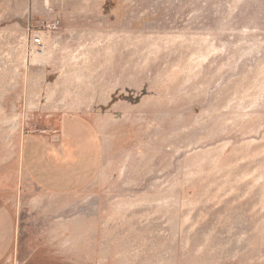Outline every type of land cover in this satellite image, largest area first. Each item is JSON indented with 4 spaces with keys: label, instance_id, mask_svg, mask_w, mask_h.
Here are the masks:
<instances>
[{
    "label": "rangeland",
    "instance_id": "obj_1",
    "mask_svg": "<svg viewBox=\"0 0 264 264\" xmlns=\"http://www.w3.org/2000/svg\"><path fill=\"white\" fill-rule=\"evenodd\" d=\"M55 18L48 106L96 126L92 193H51L22 163L26 134L60 132L17 103L39 57L16 33ZM0 210L16 230L2 264H83L87 227L107 255V218L136 227L116 233L132 264H264V0H0Z\"/></svg>",
    "mask_w": 264,
    "mask_h": 264
},
{
    "label": "crops",
    "instance_id": "obj_2",
    "mask_svg": "<svg viewBox=\"0 0 264 264\" xmlns=\"http://www.w3.org/2000/svg\"><path fill=\"white\" fill-rule=\"evenodd\" d=\"M24 24L26 26L20 28L21 30L16 33L17 35H23L21 38H16L19 41L18 45L21 47V51H24V49L29 51V47H35L34 52H37L35 56L39 58L35 59L37 61L29 62V65L24 66L25 68L21 71L23 78H19L14 84L18 91L17 103L24 104L36 117H41L42 121L47 120L49 127L52 130H58L60 135H55L47 142L31 134H26L21 144L23 167L34 183L41 185L42 188L51 193L77 195L81 194L82 188H85L88 184L91 185L90 192H96L97 188H94L93 185L102 183L104 179L102 175H94L100 167L96 155L99 146L96 138L90 136L89 130L96 129V126L84 118L69 114L68 111L60 113L54 109L50 113V107L48 106L52 102H61V99H53L49 95V88L58 87L63 82V78H60L59 74L47 77L50 70L56 73L62 70L59 66L55 67V65L49 64L48 59L45 57L58 50V48L61 49L67 45V41L63 39V36L68 30L51 33L37 27L36 31H33L35 29L30 24L29 19H26ZM33 36H39L41 39L43 45L40 50L41 53L36 50L38 45L33 43ZM64 71H66V68ZM51 77L55 81L53 85H50ZM73 101V99L65 100V103H73ZM92 102H97V99H92ZM93 143L95 144L93 149L89 147L91 149L89 150L86 145ZM92 153L94 155L93 160L91 159ZM114 213V209H107L102 212L96 209V212H91L89 216L106 215L107 217H113ZM0 215L8 217L6 224H0V264H2L8 259V254L15 243L13 237L16 230L11 219L13 217L12 211L0 210ZM130 225L133 226V224ZM81 228L82 225L79 230ZM87 230L91 232L87 246L90 254L79 256L81 258L76 256V258H73L75 261L83 264H132L133 258H128L124 251L123 255L115 254V247L121 242L119 240L121 231L122 233L137 231L136 227L128 229L125 226H115L113 219L110 223V218H107V224L104 229L102 228L107 234L106 245L101 247L105 249L107 255H97L101 242L98 241V236H94L93 233H98V227H87ZM117 232L119 233L118 236L116 235ZM2 233L5 234L1 235ZM129 246L131 247V245ZM103 253L105 252L103 251Z\"/></svg>",
    "mask_w": 264,
    "mask_h": 264
},
{
    "label": "built area",
    "instance_id": "obj_3",
    "mask_svg": "<svg viewBox=\"0 0 264 264\" xmlns=\"http://www.w3.org/2000/svg\"><path fill=\"white\" fill-rule=\"evenodd\" d=\"M59 25H60V20L55 18L51 21L44 22L42 24V30L43 31H54L59 27ZM32 41L34 44L38 45L36 50L38 52H40V50L43 48L40 37L39 36H33ZM30 51H35V47H30Z\"/></svg>",
    "mask_w": 264,
    "mask_h": 264
},
{
    "label": "bare ground",
    "instance_id": "obj_4",
    "mask_svg": "<svg viewBox=\"0 0 264 264\" xmlns=\"http://www.w3.org/2000/svg\"><path fill=\"white\" fill-rule=\"evenodd\" d=\"M41 40V39H40Z\"/></svg>",
    "mask_w": 264,
    "mask_h": 264
}]
</instances>
